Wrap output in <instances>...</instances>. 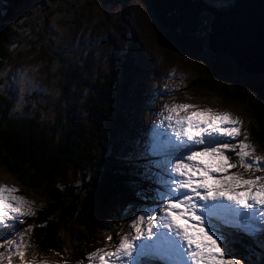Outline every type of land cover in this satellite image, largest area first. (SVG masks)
I'll use <instances>...</instances> for the list:
<instances>
[{"label":"rangeland","instance_id":"obj_1","mask_svg":"<svg viewBox=\"0 0 264 264\" xmlns=\"http://www.w3.org/2000/svg\"><path fill=\"white\" fill-rule=\"evenodd\" d=\"M205 1L217 7V14L229 9L234 0ZM74 2L72 9L56 10L49 20L43 17L42 21L37 12L39 18L31 23L34 26L41 21L43 27L29 33L32 49L25 43H21L22 47L11 43L7 49L9 57L4 58L0 67V121L5 122L4 115L15 121L29 120L34 126L26 127L37 133L40 128H52L58 122L72 139L77 150L74 152H78L74 163V154L65 162L66 173L45 166L35 176L32 166L34 174L27 176L23 185L15 177L21 175L6 166L11 162L5 157L6 151H0V264H143L147 251L167 264H246L231 253L230 246L239 244L241 235L225 218L239 221L238 227L264 230V152L261 156L258 153L264 150V143L255 137L262 136L259 114L254 109L251 112L242 98L231 102L198 87L197 77L209 72L201 55L196 58L191 48L176 47L171 42L161 45L157 39L159 26L164 27L167 35L185 31L182 28H193L185 33L197 34L205 25L202 18L194 19L190 11L182 15L174 0H168L169 5L167 0ZM7 4L8 0H0V7ZM246 6L253 13L248 15L259 14L254 6ZM212 18L213 14L209 23ZM76 19L79 23L72 27ZM262 26L252 19L253 30ZM40 35L46 44L60 36L56 47L63 54L62 61H58L59 56L51 48L45 46L47 52L41 48L44 41L40 42ZM205 35L207 38V32ZM208 51L218 55L216 49ZM130 58L132 64L123 62ZM230 59L232 71L242 70L250 76L261 74L245 71L238 58ZM71 60L76 63L69 65ZM84 64L91 68L88 73L79 67ZM174 71L177 76L170 80ZM73 73L79 77L74 76L76 85L68 76ZM104 76L126 84L130 94L122 102V114L116 113L112 122L106 117L107 110L103 115L101 101L108 97L106 90L95 94L94 87L84 88L88 81L96 82ZM250 78H257L255 83L259 85L260 77ZM232 92L235 98L234 94L243 90L235 88ZM249 95L245 97L256 96ZM197 103L200 109L201 105L209 109V118L199 114ZM105 105L117 110L121 102L115 97ZM3 131L6 127L0 125V134ZM129 134L144 135V139L160 144L162 152H147L144 145L149 144L127 138ZM211 134L220 138L222 147L205 141ZM182 149L184 152H179ZM157 152L162 158H169L159 162L162 168L155 163L156 171L163 169L166 173L160 176V182L169 190L165 193L150 192L141 181L144 176L150 179L147 174L152 170L145 157L157 161ZM113 160L117 161L116 167L122 164L114 175L117 188L110 191L111 195L104 188L107 193L101 200L91 192V184L107 162L112 165ZM237 160L262 171L252 172L251 178L240 184L243 171L239 167H244L235 163ZM225 182L234 186L226 187ZM81 184H88L85 191ZM126 184H131V191ZM5 187L8 192H4ZM136 188L146 193L137 195L133 192ZM246 197H251L252 203H247ZM47 201L55 210L49 217L45 214ZM104 202H108L106 207H102ZM3 206L8 209L2 211ZM254 206L258 211H254ZM53 221L55 227L51 225ZM156 226L167 233L156 235ZM36 227L43 228L44 234L46 229L53 228L52 245L46 250L39 249L43 237H36ZM171 232L178 233L181 239L170 241ZM179 241L186 244V252L193 253L197 261L184 256ZM24 249L34 252L27 255L28 252H22ZM9 256L15 259L8 260Z\"/></svg>","mask_w":264,"mask_h":264},{"label":"trees","instance_id":"obj_2","mask_svg":"<svg viewBox=\"0 0 264 264\" xmlns=\"http://www.w3.org/2000/svg\"><path fill=\"white\" fill-rule=\"evenodd\" d=\"M74 3V0H8L7 6L3 5V7H0V67L3 66L4 58L9 57L7 49L11 43H15V45L19 47L23 46L21 43H25L30 49H32L33 41L29 38V33L31 32L34 34L35 28H38L41 25V21L35 23L34 26L33 23H31L32 19L34 20L35 17L39 18L36 15L37 12H40L41 20L43 17H46L47 20H49L50 16L54 15L56 10L67 12L74 7ZM205 18V21L207 23H205V25L199 31H197V34H188L184 32L174 31L167 35V33H165V29L162 26H159L157 32L158 42L161 45L171 42L173 45H176V47L191 48L194 51L196 58L201 55L200 57L202 58V60H205L204 64L209 72L207 73L206 71L205 75L197 77V79L195 80L197 86L200 88H205L206 90L219 96V98L228 99L229 101H231V99L240 100V98H242V101L249 107L251 112H253L251 109H254L259 114L258 127L261 130L262 136H255V127H252V133L261 143H264V74L258 76H250L242 70L232 71L231 67H229L230 64H233L230 57L223 54L215 55L211 51H208L207 38L205 33L206 29L208 28L209 21L207 20H209V18ZM78 23V19L74 20L72 23V27H74ZM53 25L54 24H49V27ZM41 27L43 26L41 25ZM27 28L32 29V31L27 30ZM38 38L40 39L41 43H43L44 41V44H42L41 48H43L45 52H47V49L45 48V46H47V48H51L59 56L58 61L63 60V54L60 53L59 49L56 47L57 40L60 39V36H55L49 44H46V39L43 37V35H40ZM107 41L109 42L108 39ZM197 50L199 51V54L197 53ZM68 62L69 65L76 63L73 60ZM123 62L125 64L128 63L127 65H129V62L132 64L131 58L129 60H124ZM85 64L79 65V67L84 69L85 73H88V69L91 68H86ZM74 66L71 67V70L75 69ZM126 67V65H122V68L126 69ZM125 71L127 73L128 70ZM73 74L74 75L68 74V76H70V82L76 85L77 82H75L74 80V76L76 75V73ZM75 77L79 79L78 76ZM250 77H260L261 79L259 80V85L255 83V80L257 78L252 79ZM88 82L89 85L84 88L94 87V89H96V91L94 92L95 94L102 91L104 93V91L106 90L105 93L108 95V97L104 98L103 101H101L104 103L103 115H105V111L107 110L106 117L110 122L114 121V118H116V113L118 114V116L122 114L121 111L123 109L121 108L123 106V100L130 96L129 92L126 91V88L123 86L124 83L115 81L114 78H110L109 76H104V78L102 77L96 82H93L91 80ZM84 85L86 84H83V86ZM105 86H107V88H104ZM235 88H239V90H243V92L240 94H234V98L232 96V91ZM249 93L255 94L256 96L253 95L251 96V98H246L245 96H248ZM132 94L133 96H135L138 93ZM115 97H117L121 102V105H119L118 107L120 109L117 110L113 109V107L105 105V103L109 102ZM231 102H233V100ZM99 110L100 106L98 107V111ZM100 115L101 114L99 113V116ZM3 120H5V122L1 120L0 125L5 126L6 131H3L0 134V141L2 142L0 143V151H6V154H8V156L6 155L5 157L7 158V160L8 158L11 160V162L6 163V166L13 168V172L21 175L15 177L20 178L18 180H21L23 185L26 184V177H29V175L31 176V173L34 174V169L35 176H38L39 171L44 170L45 166H50L53 171H59L60 174L66 173L68 168H65V162H67L69 160L68 158L72 157L73 154L75 157L71 162L74 163V160L76 159L75 154H77L78 152H74L75 148L73 146L74 143L72 142V139H70L69 136H66L67 134L62 131L61 126L58 122L54 124V127L48 129L40 128V124H38L40 129L37 133L33 129L28 128L34 126L29 122V120L21 119L19 121H15L10 119L9 117L6 118L5 115ZM140 140V142L142 143V141L144 140V136H142ZM144 146L148 148L146 144ZM78 149L81 150L80 148ZM88 152V157L92 161L93 156L92 154H90V151ZM116 162V160H113L112 165H109V162H107V165L104 166V169L102 171L98 172L96 178L94 179V182L91 184V192L94 193L96 197L101 199V197L105 196L107 191H105L104 188L108 190V194L110 195V191L116 190L117 187L113 182L114 175L122 169V164H120L119 167L115 166ZM32 166L34 167V169ZM28 167H30L32 171L29 170ZM106 169L107 171L106 173H104ZM24 170L25 173H22L24 172ZM110 185H114V187H111ZM80 186L81 189L85 191L88 184H81ZM126 186L129 191L132 190L131 184H126ZM46 189L52 191L48 187ZM135 191L136 190H133V192ZM58 193L59 191H57V195ZM47 204L45 205V214L47 213V216L49 217L53 214V212H55V210H53L51 201H47ZM107 205L108 202H104L102 207H106ZM53 223L56 222L53 221L51 224L53 227H55L56 224ZM36 228V237H38V235H40L41 238L43 237L42 241L38 243L39 249L41 251L46 250L47 248H49V245H52L53 228L52 231L51 228L46 229L45 234L43 232V228ZM239 248V246H236L233 252L238 255L246 264H254L255 258L244 251L241 253L239 251ZM261 253L264 254V252ZM259 262L260 264H264L263 258Z\"/></svg>","mask_w":264,"mask_h":264},{"label":"water","instance_id":"obj_3","mask_svg":"<svg viewBox=\"0 0 264 264\" xmlns=\"http://www.w3.org/2000/svg\"><path fill=\"white\" fill-rule=\"evenodd\" d=\"M188 1L189 0H181V3L183 5L176 2V7L179 8V11L182 13V15L187 14V12L182 11L181 8H185L187 11H189L186 7L191 9V6L195 8L194 10H192L194 15H200L201 13L206 12L205 10H209L210 13L213 14V18L210 20V23L208 22V31H206L207 45L209 49H216V52L218 54L226 55L234 59L235 61L236 58H238L239 61L237 62L247 72H264V26H262L264 22H262L263 16L260 15L263 12L260 6L264 5V0H234L233 3L230 4L231 10H225L224 12L221 11L217 14L214 13L215 11H218L216 7L207 9L210 6H206L203 8V5L201 3H189L186 5ZM249 1L252 2V4L257 5L255 9L259 14L253 15L252 18L258 23V26H262L261 32L259 34H255V38L253 39L251 38L253 32H248V30H253L252 23L243 25L240 24L242 20L247 21L248 17H251L244 11L245 9H247V6L240 5L241 2ZM250 14L252 15L253 13ZM237 17H241L242 19L240 18L241 20L236 23L234 20H236ZM156 18L161 21L160 16H156ZM197 20L200 21L198 18ZM231 20L233 22H231ZM201 22L204 24L207 23L203 19ZM246 25L249 26L248 30L245 28ZM182 29L186 32L189 30H193V28Z\"/></svg>","mask_w":264,"mask_h":264},{"label":"bare ground","instance_id":"obj_4","mask_svg":"<svg viewBox=\"0 0 264 264\" xmlns=\"http://www.w3.org/2000/svg\"><path fill=\"white\" fill-rule=\"evenodd\" d=\"M175 1V6H177V3H179V4H181V5H183L182 3H181V0L179 1V0H174ZM177 2V3H176ZM164 3V2H163ZM165 4V3H164ZM167 4L169 5V2H168V0H167ZM187 4H189L188 2L186 3V5ZM240 5L242 6V5H248V6H254L255 8H256V4H252V2H241L240 3ZM239 5V6H240ZM192 14H193V11L192 10H194L195 8L194 7H192L191 6V9H189L188 7H186ZM260 8H261V10H263L264 9V5H261L260 6ZM181 10L182 11H185V12H187L188 13V11L185 9V8H181ZM227 10H231V8L229 7V9H227ZM245 11H246V13H250V7L249 8H247V9H245ZM221 12V11H220ZM251 16V15H250ZM193 17H194V19H199L200 20V18H201V14L200 15H194L193 14ZM230 17V16H229ZM251 18H252V16L251 17H248V19H247V21H241L240 22V24H245V22L247 23V24H251L252 23V20H251ZM253 19V18H252ZM241 19L240 18H238L237 19V22L238 21H240ZM251 20V21H250ZM254 20V19H253ZM236 22V23H237ZM245 28H246V26H245ZM261 30L262 29H258V30H250V32L252 31L253 32V36H254V32L255 33H257V34H259L260 32H261ZM181 32V31H180ZM182 32H184V31H182ZM251 32V33H252ZM185 33V32H184ZM176 71H174L173 73H172V76L170 77V80L173 78V77H176L177 75H176V73H175ZM169 73H171V72H169ZM262 74V73H261ZM261 74H259V75H261ZM123 81H124V79H122ZM126 85V84H125ZM125 88H126V91H128L129 92V90H128V87L127 86H124ZM174 97V96H173ZM192 103V102H191ZM202 106V109H200L199 108V105H198V103H197V105L195 106V108L197 109V111L199 112V114H202V115H204V116H206V117H208L209 118V109H207L206 107H205V105H201ZM145 111H147L146 109H144ZM137 115V114H136ZM147 117H145V118H143V119H146ZM142 119V120H143ZM216 119L213 117V123H211V126L212 127H214V121H215ZM168 132H170L171 133V131L169 130V129H166ZM142 136H144V135H142ZM142 136H139V135H131V134H129V135H127L126 137L128 138V137H132V138H136V139H138V141H139V143H140V138L142 137ZM144 138H145V136H144ZM207 139L213 144V145H220L221 147H222V145H221V141H220V138L218 137V136H216L215 134H211V135H208V136H206L205 137V141L206 142H208L207 141ZM144 142L145 143H148L149 145H148V149L149 150H158V151H161V145L160 144H154V142L153 141H151L150 139H144ZM261 150V151H260ZM259 150V154L261 155V152H264V150L263 149H260ZM162 152V151H161ZM179 152H184L183 151V149L181 150V151H179ZM186 153V152H185ZM170 155V154H169ZM167 159H169V158H165V160H167ZM240 162V160H237L235 163H237V164H240L239 163ZM241 165V164H240ZM243 172H240V174H242V176L239 178V183L241 184L242 182H247L250 178H251V173L252 172H258V173H261V171H262V169H257V170H254L252 167H250V168H241V167H239ZM151 176V174H147V177H150ZM228 177H229V175H227ZM141 181L143 182V184L145 183L146 185L147 184H149L150 183V180L149 179H147L146 178V176H144V179L143 178H141ZM228 183V184H227ZM225 182V184H226V187H228V185H233L234 186V183L232 184V183H230V182ZM237 186V185H236ZM142 189H143V186H142ZM5 191L4 192H8L7 191V187H5V189H4ZM135 194H137V195H140V193H141V189H136V191L134 192ZM143 193H144V191H143ZM145 193H146V191H145ZM230 194V193H229ZM10 195V194H9ZM147 195V194H146ZM231 195V194H230ZM11 196V195H10ZM234 196H239V194H237V195H234ZM235 198V197H234ZM236 200H237V198H235ZM242 199H244V198H242ZM246 202L247 203H252V198L251 197H246ZM20 204V203H19ZM219 206V205H218ZM224 207H226V206H224ZM223 208V207H222ZM8 209V207H5V206H3V209H2V211H5V210H7ZM23 211V210H22ZM254 211H258V208L256 207V206H254ZM24 212V211H23ZM15 220V218L13 219V221ZM17 220V219H16ZM22 219L20 218L17 222L18 223H20V221H21ZM12 221V222H13ZM178 221V220H177ZM236 221V220H235ZM175 222V221H174ZM236 223L238 224L239 223V221H236ZM154 228V227H153ZM155 229V228H154ZM158 233H161V232H164L163 234H165V233H167V232H165V231H163V230H161L160 228H158L157 229V226H156V229H155ZM0 232H3V231H0ZM3 234V233H2ZM171 234V238H175V239H181V237H179L178 236V233H176L175 235L173 234V232H171L170 233ZM184 236V233H182V237ZM158 241V240H157ZM186 241H188L187 239H186ZM179 243H180V249L183 251V253H184V255H186V244H183V242L182 241H179ZM162 244V243H161ZM243 248H244V245H242L241 246V248L239 249V251L242 253L243 252ZM29 258V257H28Z\"/></svg>","mask_w":264,"mask_h":264}]
</instances>
